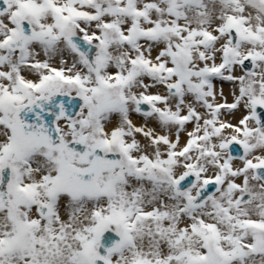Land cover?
<instances>
[{
    "label": "snow or ice",
    "instance_id": "obj_1",
    "mask_svg": "<svg viewBox=\"0 0 264 264\" xmlns=\"http://www.w3.org/2000/svg\"><path fill=\"white\" fill-rule=\"evenodd\" d=\"M0 264H264V0H0Z\"/></svg>",
    "mask_w": 264,
    "mask_h": 264
}]
</instances>
